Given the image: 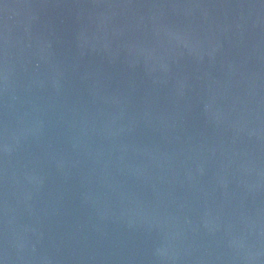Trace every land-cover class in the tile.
<instances>
[{"label":"water","instance_id":"1","mask_svg":"<svg viewBox=\"0 0 264 264\" xmlns=\"http://www.w3.org/2000/svg\"><path fill=\"white\" fill-rule=\"evenodd\" d=\"M0 264H264V0H0Z\"/></svg>","mask_w":264,"mask_h":264}]
</instances>
